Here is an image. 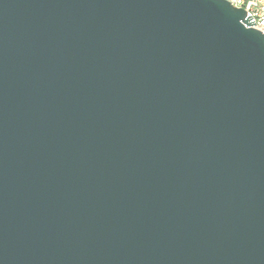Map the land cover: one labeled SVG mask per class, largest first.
<instances>
[{
  "label": "water",
  "instance_id": "95a60500",
  "mask_svg": "<svg viewBox=\"0 0 264 264\" xmlns=\"http://www.w3.org/2000/svg\"><path fill=\"white\" fill-rule=\"evenodd\" d=\"M0 264H264L243 9L0 0Z\"/></svg>",
  "mask_w": 264,
  "mask_h": 264
},
{
  "label": "built area",
  "instance_id": "2783aa9c",
  "mask_svg": "<svg viewBox=\"0 0 264 264\" xmlns=\"http://www.w3.org/2000/svg\"><path fill=\"white\" fill-rule=\"evenodd\" d=\"M245 12L249 26L264 34V0H227Z\"/></svg>",
  "mask_w": 264,
  "mask_h": 264
}]
</instances>
